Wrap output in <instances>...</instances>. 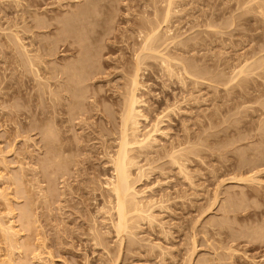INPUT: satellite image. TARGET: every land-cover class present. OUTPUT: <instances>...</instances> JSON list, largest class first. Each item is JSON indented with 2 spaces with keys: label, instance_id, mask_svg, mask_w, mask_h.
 <instances>
[{
  "label": "rangeland",
  "instance_id": "1",
  "mask_svg": "<svg viewBox=\"0 0 264 264\" xmlns=\"http://www.w3.org/2000/svg\"><path fill=\"white\" fill-rule=\"evenodd\" d=\"M169 1L0 0V264H264V0ZM156 27L154 220L118 237L108 158Z\"/></svg>",
  "mask_w": 264,
  "mask_h": 264
},
{
  "label": "bare ground",
  "instance_id": "2",
  "mask_svg": "<svg viewBox=\"0 0 264 264\" xmlns=\"http://www.w3.org/2000/svg\"><path fill=\"white\" fill-rule=\"evenodd\" d=\"M170 1H169V3H170ZM171 3H172V1H171ZM170 7H171V5L168 4V12L166 14L167 22H168V17L171 13ZM77 16H78V13H77ZM166 20H165V23H166ZM157 28H159V27H156L155 30L153 29L154 31L150 30L149 31L150 34L147 33L148 35H146L144 37L145 39L143 38L144 39V41H142V42H144L143 45H141L142 43L140 44V47H139L140 48L139 49L140 54L138 52L139 56L137 55L138 56V62H137L136 71H135V74L133 75V77L130 81L131 82L129 85L130 89L128 90L129 93H127V94H129V97L128 96L124 97L126 105H124V107H123L125 109H122V111H121V112H123V114L121 115V119H120L122 121H121V127L119 128L120 129V136L118 138L119 140H117L118 141L117 149H116V152H114V154H111L112 156L109 154L110 157L109 158L107 157L109 159L108 161L111 164V166H112L111 169L113 171H112V176L110 177V179H107V181H106V186L108 188L109 194H111L110 198L112 197V199H113V202L111 201L112 199L110 200L113 204L111 212H113V215L115 216V221H113L112 224H113V228H114L115 232L117 233L118 237L121 234L130 233V231H132V233H133V227H131V226H134L135 223L132 221H135V218L140 219V217H142L141 219H146L149 222L154 220V215L152 213V206H154V204L152 205L151 201H148L149 199L146 197L147 196L146 190L138 189L139 180H137V177H139L140 175L142 176V168L138 165L136 158H135V155H132V154H133V151L135 150V148H138V149L144 151V149H150L151 147H153L156 143H158L157 136L161 133V129L159 127L160 123L158 120H157V122H155L151 125V129L147 133L146 132L143 133V130H142L143 122L147 123L149 125L150 121H149L148 117L145 116V114L143 113L142 108L144 107V103L138 96V92L141 89L140 80H139L140 79V76H139L140 65H143V62H141V61L146 59V60H144V62H145V61H147V59H149L146 57H148V56L152 57V55H148V54H151V53L155 54V52H156L155 55L158 54V56H160V53H161V52L160 53L157 52V50H159V48H156V47L160 46L157 42L160 40V36H162L163 33L160 34L161 32H159L157 30ZM159 30H160V28H159ZM151 31H152V33H151ZM168 31L169 30H167V32ZM164 35H165V33H164ZM169 36H171V35L168 34V37H166V38H170ZM165 37L163 36V38H165ZM171 38H173V37H171ZM171 38H170V40H171ZM162 40L163 39H161V42H162ZM164 40H163V44L166 42ZM166 40L169 41V39H166ZM156 43H157V46H155ZM25 48L26 47L23 46V49H25ZM154 48H156L157 50H154ZM153 51H155V52H153ZM26 54H28L27 51H26ZM151 57H150V59H152ZM153 57H155V56L153 55ZM26 59H27V57H26ZM30 60H32L31 57H30L29 61ZM32 62H33V60H32ZM30 63H31V61H30ZM78 63L83 64L84 62L80 61ZM78 63H74V64H72V66L74 65V68H75V66L76 67L78 66V65H76ZM29 65H32V63ZM84 65H82V67H84ZM70 68H71V66L69 67V70H70ZM73 69H71V70H73ZM85 69L86 68H84V70L82 69L83 74H84ZM75 70L77 71L79 69L77 68ZM75 70H73V72H76ZM36 71H38V70H36ZM80 71H77V72H80ZM242 71L243 70H241V73H244ZM77 72H76V74H74L75 76H77ZM239 73L240 72H238L237 75H239ZM83 74L80 73V75H83ZM74 75L72 76L73 80L75 79ZM78 77H79V75H78ZM79 78H76V79H79ZM78 82L79 81L77 80L76 83H78ZM127 97H128V99H127ZM126 100H128V101L126 102ZM138 149H136V151ZM0 178H1V176H0ZM113 215H111V216H113ZM113 220H114V218H113ZM8 226L9 227H7L5 229L10 234V238L12 239V237H14L15 234L13 233L12 226L11 225H8ZM130 235H133V234H130ZM34 259H37V261L39 263H40V261L42 262V260L39 259L38 256L34 257ZM6 263L12 264L11 261H8Z\"/></svg>",
  "mask_w": 264,
  "mask_h": 264
}]
</instances>
